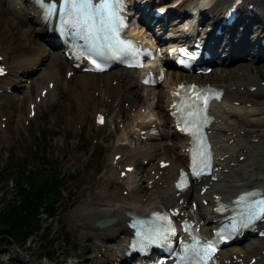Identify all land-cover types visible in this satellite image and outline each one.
<instances>
[{
	"label": "bare ground",
	"instance_id": "obj_1",
	"mask_svg": "<svg viewBox=\"0 0 264 264\" xmlns=\"http://www.w3.org/2000/svg\"><path fill=\"white\" fill-rule=\"evenodd\" d=\"M24 0L20 2L15 3V7L17 5H24ZM264 5V0H263ZM28 7V5H26ZM2 10V8H0ZM30 12L26 13L25 18L20 19V24L24 25L28 28V31L26 33V39H30L29 41H33L34 35L39 31L40 27L34 24V21L29 18ZM17 25V23L15 24ZM15 25L8 22V27H14ZM138 33L145 37V32L138 31ZM146 39V38H145ZM147 40V39H146ZM35 41V40H34ZM16 48V47H15ZM6 49H9L8 47ZM57 58V57H56ZM38 58H35L32 60L34 63L33 65H36L39 63ZM31 61V62H32ZM263 62L262 64L257 65L255 62L251 64H246V66H239L238 68L232 70V72L227 69V65H224L225 69H215V72L212 71L211 74L216 73L215 76L211 77L210 80L204 81V83H212L214 86L219 88H224L225 90V100L222 105L217 106L214 109V113L219 112L221 110L228 111L230 114H234V116H239L241 119V124L245 127L246 131H250V136H248L246 139H241L239 142H244L246 146H241L240 149L247 148L248 142L250 139L252 140H262V142L252 145L256 149V152L252 154V159L242 162L238 168L233 169V177L230 178L227 176V178H230V181L228 183L223 184L221 187L223 188V191L227 193L229 197H235L238 193L248 190L254 187L255 184H259L262 181H264V158H258V153L264 154V86L262 85V82L260 81L259 76H256L252 73V68L255 69V72L258 73L260 70L264 71V59L258 60ZM26 62V61H21ZM49 62H52V57L49 59ZM13 68V67H11ZM245 68L246 74L244 76L238 77L234 73L236 70L242 71ZM226 73V79L221 81L219 80L222 75ZM116 79L122 80L121 76L115 75ZM205 79H209V77H203ZM81 79V85L85 87V91L83 95L89 96L91 92V85H97L96 82H94V78H90L89 75H82ZM222 79V78H221ZM175 81L170 80L169 85L173 84ZM249 85H256L260 88H262V91L257 96H251L246 94H238L234 91H230V95L228 93V90L231 89L234 86H237L238 88H241L243 86L248 87ZM146 91H151V100L156 99V92L154 89L147 88ZM133 92V91H132ZM133 94H136V92H133ZM168 92L166 93H160V98L157 101V105L162 108V110H155L154 104L149 101V109H151V112L149 113V117L158 116L157 119H145V126L150 128L155 127V129L160 131V127L164 126V130L166 126L169 124V112L165 110V107L163 106V98L168 97ZM114 95V93H112ZM139 95V94H137ZM138 104V103H136ZM96 108V107H95ZM140 109L143 108V105L139 107ZM99 112V111H96ZM165 113H167L166 116ZM181 143L182 146L185 144L184 139H179L175 143V147L178 146V144ZM184 147V146H183ZM155 151L154 147L149 148H142L138 147L135 151H128L127 152V158L126 163L130 165H134L133 161L136 159L138 155L140 157H143L144 159H147L151 156V153ZM181 152V151H180ZM246 155V154H244ZM165 159L171 160L173 163H175L178 167L182 166V163L184 162L182 154L173 155L172 157H165ZM124 171V170H122ZM108 181L107 184L103 187L104 192L100 195H108L111 197V199L106 201H99L96 203L88 204L86 207V211L89 212V214L95 213L103 206V204H114L116 202H119L122 205V210L119 215H109V214H103L98 216L95 219L89 220V222H85L82 224V227L85 229H91L94 230V223L102 218L107 217H114L115 222L109 226H106L104 228H101L102 234L106 237L108 240H114L115 242H118L119 240H123L125 236L128 235V229L126 227V222L128 218L125 216L126 211H135L136 213L145 214L149 210L153 209L152 202L156 199L153 196L149 197L148 202L145 205H142V199L143 197H137V199L133 202H125L120 197L118 192L112 189V187H109V184L111 183V179L107 177ZM114 186V184H113ZM118 198V199H117ZM111 210H108V212H111ZM101 243H104V239L101 241ZM100 244V243H96ZM256 245V244H252ZM251 246V245H250ZM258 256V254L256 255Z\"/></svg>",
	"mask_w": 264,
	"mask_h": 264
},
{
	"label": "snow or ice",
	"instance_id": "obj_2",
	"mask_svg": "<svg viewBox=\"0 0 264 264\" xmlns=\"http://www.w3.org/2000/svg\"><path fill=\"white\" fill-rule=\"evenodd\" d=\"M39 3L43 9L44 18L50 21L58 16L62 32L83 40L86 52L91 56L107 59V52L115 46H120L121 51L132 48L131 42L125 43L120 38V31L126 27L120 15L123 0H59V4L57 0H39ZM92 63L96 64V61L93 60ZM96 67L103 70L100 64H96ZM2 72L3 70L0 69V74ZM201 100L203 104H207V99L202 97H197L195 100L189 97L187 107L190 110L183 120L185 127L182 129L188 132L194 141L191 149L192 171L197 176L211 166L209 146L205 143L202 132L203 123L206 121L202 123L199 112L191 110L193 105L198 109ZM174 107H180V105L174 104ZM261 195L260 192H252L241 197V201L251 200L245 212L248 220L264 218V198L252 199ZM157 219L166 220L167 218L157 217ZM170 232L174 233L171 227L158 230L155 234L146 236L145 239L152 243L157 242V239L167 240ZM215 250L212 241L201 242L198 237L194 236L193 243L184 246L185 255L179 259L181 264H208Z\"/></svg>",
	"mask_w": 264,
	"mask_h": 264
},
{
	"label": "rangeland",
	"instance_id": "obj_3",
	"mask_svg": "<svg viewBox=\"0 0 264 264\" xmlns=\"http://www.w3.org/2000/svg\"><path fill=\"white\" fill-rule=\"evenodd\" d=\"M8 22L13 24V25H15L17 23V25L10 28L11 30L16 31L15 30L16 27H19V29H22V30L20 32L21 38L19 40L15 39L16 38L15 36L7 37L8 38L7 39V45H9L11 48H15L16 46L23 45L22 42L24 43V42H28L30 40V39H26V37H25V34L28 31V28L24 25H21L17 20H15L11 16H0V31L2 33H4L5 35H8L10 33L6 29ZM34 38H35V40H37L36 37H34ZM31 49H33V48L31 47ZM32 52H33V54H32L33 58L38 57V52H36V50L35 51L32 50ZM259 77H260V80L264 81V71L263 70L259 71ZM128 78H131V75L128 76ZM71 102H73L75 107H76V106H80L81 100L79 103V100L73 98L70 94L69 95L63 94L60 105L49 107V111L44 110L40 115L39 125L37 127L38 130H40V131L36 132V136L37 137L40 136V134H42V131H44V133H48L49 131H53V132H55V134H58L59 131L64 130V126L66 127V129H68V127H69L68 124L72 122V119L70 117H68V112L73 107ZM151 102L155 105L156 101L151 100ZM90 104L93 105V102H91ZM155 110H157V109H155ZM6 113H12V110H8V108H7ZM0 117H1V112H0ZM76 125H77V123H76ZM11 127H12V134L14 136L13 142H17V144H15V143L13 144L12 152L16 155L17 159L21 160V162H28L29 163L31 159H34V156H33V154H30L29 149L26 147V144L29 145L28 138L25 134H22L23 132L21 130V126H20L19 122H16V123L13 122ZM60 135L61 136L59 138H57V141L63 142L64 137H65L64 132H60ZM21 137H22V140H21ZM34 143H35V141L32 140L30 146L32 147L34 145ZM30 155H31V157H30ZM170 155H174V154L171 153ZM29 157H30V159L27 160ZM0 184L3 185L4 183H0ZM8 184L9 183H7L6 185H8ZM80 211L81 210H78L77 213H79ZM76 215L77 214H74V216H76ZM42 218L44 219L43 224H46V217L43 215ZM3 229H4V226L0 225V231H2ZM78 233H79V231H77L74 227H71L70 236L72 238L74 236H76ZM92 235L93 234H89V237L91 238ZM55 240L56 241L59 240L57 243L62 242V239H59L58 237H55ZM83 242L85 245H90L92 248L95 247L94 241H92V240H91V242H88V241H86V239H83ZM24 255L25 254L21 255L23 261L27 260L29 264L37 263L32 258H27Z\"/></svg>",
	"mask_w": 264,
	"mask_h": 264
},
{
	"label": "trees",
	"instance_id": "obj_4",
	"mask_svg": "<svg viewBox=\"0 0 264 264\" xmlns=\"http://www.w3.org/2000/svg\"><path fill=\"white\" fill-rule=\"evenodd\" d=\"M42 174H32L31 180L41 179ZM43 182V179L40 181ZM35 190V188H34ZM40 189H36L27 199V201L22 202L21 206L18 208H12L5 214L0 216V225L4 226V231L0 235L12 234L16 239L24 236L25 233L28 234L31 230V223L33 215L32 212L36 209L35 203L40 197ZM6 228H9L6 230ZM4 241L8 242L7 237L4 236ZM9 243V242H8Z\"/></svg>",
	"mask_w": 264,
	"mask_h": 264
}]
</instances>
